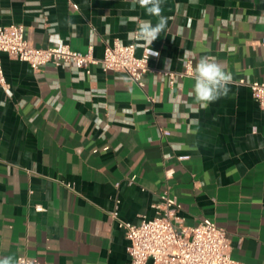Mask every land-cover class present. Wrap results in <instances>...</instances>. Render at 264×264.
<instances>
[{"label": "crops", "instance_id": "0c3cea01", "mask_svg": "<svg viewBox=\"0 0 264 264\" xmlns=\"http://www.w3.org/2000/svg\"><path fill=\"white\" fill-rule=\"evenodd\" d=\"M161 7L167 24L149 46L137 27L158 18L133 0H0V26L23 24L37 47H92L101 58L119 39L136 43L137 55L148 47L151 67L177 73L173 86L151 71L138 84L100 64L91 73L73 64L35 70L1 55L0 258L129 264L119 222L154 217L168 191L184 225L210 218L238 264H264V110L249 86L264 81V0ZM202 57L233 77L207 107L192 94L194 71L181 75L188 58L194 69Z\"/></svg>", "mask_w": 264, "mask_h": 264}, {"label": "built area", "instance_id": "2783aa9c", "mask_svg": "<svg viewBox=\"0 0 264 264\" xmlns=\"http://www.w3.org/2000/svg\"><path fill=\"white\" fill-rule=\"evenodd\" d=\"M264 17V13H263ZM260 43L264 46V36ZM136 43H124L115 39L107 43L101 58L93 54V48L87 52L73 50L68 44H53L47 47L35 46L26 35L23 24L12 23L0 26V87L8 88L5 77L2 54L10 58L27 62L38 70L41 66L52 63L57 67L75 65L91 73V66L100 64L105 72H121L138 84H142L144 75L151 71L162 74L173 86L177 73L170 69H157L149 65L150 49L144 48L141 55L136 53ZM193 61L186 60V69L181 75L193 74ZM245 83L244 80L241 81ZM252 95L264 110V81L253 80L249 83ZM165 135L169 134L164 130ZM188 155L179 156L180 160ZM167 171V176L172 175ZM135 180L132 176L130 183ZM156 215L152 218L143 216L140 223L120 221L119 226L129 240L127 247L130 255L129 264H238L231 256V243L227 231L210 219H203L198 225L187 226L177 215L181 205L168 191L160 195L153 204ZM116 215V212L114 213ZM15 264H46L26 256H19Z\"/></svg>", "mask_w": 264, "mask_h": 264}, {"label": "clouds", "instance_id": "9594fccd", "mask_svg": "<svg viewBox=\"0 0 264 264\" xmlns=\"http://www.w3.org/2000/svg\"><path fill=\"white\" fill-rule=\"evenodd\" d=\"M162 2L163 0H133V7L138 4L145 10L147 15L158 18V22L155 25L150 21H144L137 27V38L144 41L146 45L150 46L166 27L167 19L162 15ZM66 23L72 28L76 27L71 20L66 21ZM234 50V48L231 49V51ZM153 54L158 55V53ZM232 78V73L226 72L213 59L202 57L194 68L192 94L196 101L201 103L202 107H207L209 103L228 94V85L232 81ZM0 264H15V261L12 256H6L0 258Z\"/></svg>", "mask_w": 264, "mask_h": 264}]
</instances>
